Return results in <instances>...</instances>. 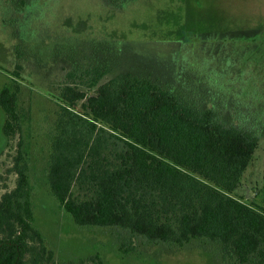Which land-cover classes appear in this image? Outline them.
I'll return each instance as SVG.
<instances>
[{"label":"trees","instance_id":"1","mask_svg":"<svg viewBox=\"0 0 264 264\" xmlns=\"http://www.w3.org/2000/svg\"><path fill=\"white\" fill-rule=\"evenodd\" d=\"M226 76L193 62L169 81L129 72L95 80L94 94L71 85L60 91L46 180L72 221L178 246L207 238L227 264H264V199L235 193L264 134V105ZM0 107L9 137L19 121L8 87ZM21 162L15 186L0 197V264H56Z\"/></svg>","mask_w":264,"mask_h":264},{"label":"rangeland","instance_id":"2","mask_svg":"<svg viewBox=\"0 0 264 264\" xmlns=\"http://www.w3.org/2000/svg\"><path fill=\"white\" fill-rule=\"evenodd\" d=\"M19 1L0 0V90L15 93L19 121L6 137L0 107V197L16 184L19 155L34 186L35 223L56 264H227L207 238L178 246L76 225L46 180L54 107L69 85L90 95L95 80L121 73L169 81L193 62L221 70L264 105V0H22L23 11ZM235 193L264 199V134Z\"/></svg>","mask_w":264,"mask_h":264}]
</instances>
